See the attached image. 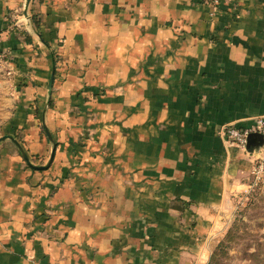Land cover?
<instances>
[{"label": "crops", "instance_id": "crops-1", "mask_svg": "<svg viewBox=\"0 0 264 264\" xmlns=\"http://www.w3.org/2000/svg\"><path fill=\"white\" fill-rule=\"evenodd\" d=\"M23 2L0 136L53 153L0 141V264H204L262 156L217 130L264 118V0Z\"/></svg>", "mask_w": 264, "mask_h": 264}, {"label": "rangeland", "instance_id": "rangeland-1", "mask_svg": "<svg viewBox=\"0 0 264 264\" xmlns=\"http://www.w3.org/2000/svg\"><path fill=\"white\" fill-rule=\"evenodd\" d=\"M13 99L12 87L0 70V133ZM239 197L208 249L204 264H264V179H252L250 187Z\"/></svg>", "mask_w": 264, "mask_h": 264}, {"label": "built area", "instance_id": "built-area-1", "mask_svg": "<svg viewBox=\"0 0 264 264\" xmlns=\"http://www.w3.org/2000/svg\"><path fill=\"white\" fill-rule=\"evenodd\" d=\"M200 3L207 4L213 8L216 7L218 0H197ZM2 60L0 58V64ZM217 133L224 140L235 144L241 150L245 151L248 136L250 134H260L263 138V147L260 149L264 151V118L256 117L252 120L251 124L247 127H239L234 125H224L218 128ZM252 179H264V160L263 156H257L255 162L250 170Z\"/></svg>", "mask_w": 264, "mask_h": 264}, {"label": "water", "instance_id": "water-1", "mask_svg": "<svg viewBox=\"0 0 264 264\" xmlns=\"http://www.w3.org/2000/svg\"><path fill=\"white\" fill-rule=\"evenodd\" d=\"M28 2H29V0H24V2H23V8H22V9H23V15H24V16L26 15V8H27V5H28ZM51 81H52V75L49 76L48 81H47V93H49V91H50ZM44 132H45V134H46L48 140H51V138H50V136H49V133L47 132V130H46L45 128H44ZM256 135L259 136L260 140L262 141V136H261L260 134H256ZM249 136H251V135H249ZM249 136H248V139H249ZM5 138H7L8 140H10V141L16 146V148H17V149L19 150V152H20L21 157L26 161V163L28 164V166H29L30 168H33V169H44V168H46V166H47L48 163L50 162L51 157H52L53 150L50 151V153H49V158H48V162H47L46 164H44V165H37V166H36V165H31V164L28 163L25 154H24L23 151L21 150V148H20V146L18 145V143L16 142V140H15L12 136H10V135H1V136H0V141H2V140L5 139ZM248 139H247V142H248ZM247 146H248V144L246 143V145H245V150L248 149Z\"/></svg>", "mask_w": 264, "mask_h": 264}, {"label": "trees", "instance_id": "trees-1", "mask_svg": "<svg viewBox=\"0 0 264 264\" xmlns=\"http://www.w3.org/2000/svg\"><path fill=\"white\" fill-rule=\"evenodd\" d=\"M33 24L36 25L37 22L35 20H32ZM54 72V71H53ZM50 103V99H48V104Z\"/></svg>", "mask_w": 264, "mask_h": 264}]
</instances>
